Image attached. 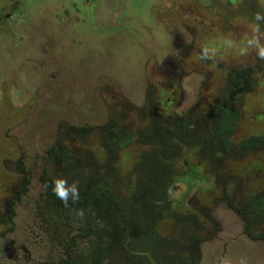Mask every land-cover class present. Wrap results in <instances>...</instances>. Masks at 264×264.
<instances>
[{
    "label": "flooded vegetation",
    "instance_id": "flooded-vegetation-1",
    "mask_svg": "<svg viewBox=\"0 0 264 264\" xmlns=\"http://www.w3.org/2000/svg\"><path fill=\"white\" fill-rule=\"evenodd\" d=\"M120 1L81 0L77 15L82 14L77 18L84 22L81 29L87 31L86 12L93 23V30L87 32L86 52L83 40L79 44L84 51L69 46H64L66 51L59 48L58 61L62 64L70 63L66 58L71 50L72 60H80L72 69L63 70L71 71V75L78 73L81 79L65 80L63 87L69 89L73 83L79 86V90L70 89L69 95H79L77 101L83 105L95 97L107 114L100 126L56 125L57 140L43 150L42 158L39 154L35 158L44 161L37 180L43 193L38 200L31 199L37 206L36 214L44 221L42 229L48 232L46 226L54 219L53 226L64 230L63 225L69 222L55 221L58 215L68 218V211L86 208L89 211L85 215L91 220V210L106 211L107 205V212L114 208L125 210L123 219H127L119 221L112 257L100 256V264H201L210 254L203 242L215 240L212 232L205 235V229L220 233L218 216L224 211L241 223L239 237L253 245L260 244L264 254V60L254 51L246 57L222 54L215 61L196 58L205 36L216 31L230 32L236 26L241 28L237 35L242 34L247 30L243 21L264 7L256 11L253 3L244 0L249 5L247 11L234 20H221L218 28H210V23L198 21L194 15L181 18L176 6L177 1L203 9L210 6L200 0H168L170 4L163 2L161 8L153 4L149 9L151 18L147 19L159 21L164 27L168 36L166 54H160L158 36L152 37L155 53L142 66L144 77L137 75L132 82L121 78L128 89L112 78L96 79L98 67L90 78L82 72V63H100V68L106 62L116 71L112 75L133 76V66L127 64V59L122 65L114 63L115 68L110 67L117 54L109 44L122 32L119 16L127 12ZM23 6L20 0H0V22L24 15ZM180 27L185 28L187 40L179 33ZM1 32L11 35L10 29ZM36 33H43V27ZM22 39L19 34L14 40ZM51 43L49 37L41 42L47 69L58 64L50 51ZM103 55L105 59H100ZM22 65L27 66V62ZM193 75L199 79L193 80ZM96 82L98 90L94 89ZM13 91L16 96L22 95L21 89ZM126 91L128 96L137 95L135 99L140 102L128 99ZM5 95L2 83L0 107ZM100 105L95 107L102 110ZM23 109L26 113L19 114L33 110L32 106ZM22 118L13 123L24 121ZM4 120L0 115V236L14 230L18 206L32 180L30 175L22 177L23 162L15 148L1 159L6 143L2 138L13 124ZM61 175L79 181L81 188L80 200L67 208L52 192L53 177ZM109 197L112 200L102 202ZM82 224L85 234L91 228L95 238V231L102 239L106 237V232L86 221ZM123 237L126 243L122 245ZM68 258L67 255L65 264ZM262 259L259 263L264 262Z\"/></svg>",
    "mask_w": 264,
    "mask_h": 264
},
{
    "label": "rangeland",
    "instance_id": "rangeland-1",
    "mask_svg": "<svg viewBox=\"0 0 264 264\" xmlns=\"http://www.w3.org/2000/svg\"><path fill=\"white\" fill-rule=\"evenodd\" d=\"M249 1L253 3L251 6H256V11L259 10L260 6L264 7V0ZM20 2L24 5V15L7 23L0 22V86L5 83L6 88V95L1 100L0 107V113H3L0 115L5 119L4 121L11 123L21 120L22 117L25 120L11 124V128L5 130L6 137L2 138L1 135V138L6 140L1 150V159L8 157V151L15 148V152L18 153L17 157L23 162L21 166L23 169L22 177L30 175L32 180L27 188L28 192L22 197V204L18 206L14 218V230L0 236V264H65L64 260L67 259V255L64 249L68 248L69 250V245H71L70 257L66 263L69 264L77 260L78 257H85L95 250V239L86 238L82 221H86L91 227H96L98 231L102 230L106 233L111 231L115 221H109L112 217L107 212V205L105 206L106 211L91 210L89 213L92 216L91 220H88L87 214L81 219L76 215V210H71L68 211V218L58 215L55 219L59 223L69 222L68 226L63 225L64 230L53 226L55 222L52 219L51 224L46 226L49 231L45 232L42 229L45 225L44 221H41L39 215L36 214L37 206H34L31 201V199L38 200V197L43 193V187L37 180L42 173L44 161H37L35 158L38 157V154L42 158L43 150L57 140L56 125H65L66 127L69 125L81 127L84 124L100 126L106 120L107 112L103 110L98 99L93 97L91 101H88L89 103L86 102L87 105H83V102L77 101L80 99L79 95H69L70 89L79 90V86L73 83L69 89H65L62 85L68 79H81L78 73L75 74L74 72L71 75V71L63 70L64 67L72 69L80 61L79 59L72 60L74 57L72 50L67 52L66 58L70 60V63L65 61L62 64L58 61L61 59L60 47H63V51H66L64 46L73 47L76 51H84L83 46L79 44L80 40L84 41L86 52L88 35H90L87 32L93 30V23L87 18L86 12L87 31L81 29L84 22L77 19L82 15L77 17L80 11L79 6H82L81 0H20ZM120 2L122 8L126 9L127 12H123L119 16V20L122 21V32L115 36L109 44L113 53L116 51L117 54L110 67L114 63H117L118 66L122 65L128 60L129 63L127 64L133 66V76L129 73L127 76L124 73L123 76H119V79L112 75L116 71H112L108 66L109 63L106 62L100 68V63L91 66L82 63L85 67L82 72L84 77L90 78L93 75V69L98 67L94 73L96 79L99 77L112 78L120 87L129 89V85L121 78H126L132 82L138 79L139 76L137 75H141L140 79L144 77L142 66L151 57H154L153 54L155 53L152 47V37H157L164 28L159 25V21H148L147 18H151L149 9L153 4L161 8L164 3L170 4V1L122 0ZM200 2L205 6H210L203 9L178 1L176 6L181 12V18H185L186 14L188 16L194 15L198 21L210 23V28L220 27L221 20L238 18L240 14L244 13V10L247 11L249 6L244 0H200ZM218 2L225 4L221 6L217 4ZM19 10L22 12L21 8ZM260 13L264 14V10H261ZM40 20L43 24H40ZM42 27L43 33H36ZM6 29H10V36L1 32V30L5 31ZM237 29H241L240 26L232 28L230 32L237 34ZM179 33L187 40L188 36L184 27H180ZM19 34L22 35L23 39L17 42L14 39ZM13 35L15 37H12ZM47 37L52 42L50 51L54 54V60L58 61V64L50 69H47L45 64L43 55L45 50L41 44L42 41L47 40ZM68 38L69 40H67ZM106 53L110 54L108 50ZM100 59H105V55L101 56ZM25 62H27V66L22 65ZM113 67L115 68V66ZM151 68L152 66H149L148 72L151 71ZM197 77L198 75L192 76L193 80H198ZM14 88L21 89L22 95H14ZM86 88L90 89V87ZM98 88L96 82L94 89L98 90ZM125 93L128 99L133 97L132 100H134L137 97V95L128 96L127 91ZM134 101L139 103L140 99ZM98 104L102 110L95 107ZM28 106H32L33 110L31 109L32 111L27 114H19V112L26 113L23 107ZM14 169L19 172L17 166ZM84 210L85 212L89 211L86 208ZM229 215L230 213L224 211H221L219 216L217 215L222 229L220 233L216 234L213 230L210 231V228L205 229V235L207 236L212 232V236L215 235V240L203 242L204 248H210L206 249L210 254L204 257L201 264H220L224 257L236 261L241 256L247 257L248 264H264V262L259 263L262 256V260H264L262 246L242 240L239 237L241 223L234 220V217H228ZM53 236L59 241H55ZM218 249L220 253L217 252Z\"/></svg>",
    "mask_w": 264,
    "mask_h": 264
},
{
    "label": "clouds",
    "instance_id": "clouds-1",
    "mask_svg": "<svg viewBox=\"0 0 264 264\" xmlns=\"http://www.w3.org/2000/svg\"><path fill=\"white\" fill-rule=\"evenodd\" d=\"M246 31L242 34L216 31L205 36L200 44L196 58L201 61H215L222 54H232L236 57H246L251 52L264 60V14L257 12L250 20L243 21ZM160 54L164 55L168 43V36L163 30L158 35ZM52 192L61 201L64 207H70L80 200L79 181L66 176H54L52 179ZM76 215L83 219L84 209H77ZM220 264H248L247 257L241 256L233 261L229 257L221 259Z\"/></svg>",
    "mask_w": 264,
    "mask_h": 264
},
{
    "label": "trees",
    "instance_id": "trees-1",
    "mask_svg": "<svg viewBox=\"0 0 264 264\" xmlns=\"http://www.w3.org/2000/svg\"><path fill=\"white\" fill-rule=\"evenodd\" d=\"M108 200H112L111 197H109L108 199L102 201V202H108ZM100 202V204L102 203ZM110 207V206H109ZM126 211L125 210H120V209H112L109 212L110 217H112L111 219H109V221H115L112 229L110 232H108L105 236V238H101L100 234L99 236L96 233V238L94 236H92V232L94 234V230L93 229H89L88 232H86L85 236L86 238L88 237H92L94 238V246H95V250L91 251L90 253H88L85 257H78L77 260H74L72 262H70L69 264H100L99 261V257H103V256H109L108 258L112 257V246H113V241L116 240L117 242V238L115 237V235H117L118 233H116V229L120 227V223L119 221H122V219L124 217H126ZM125 242L124 237L121 240V244L123 245ZM65 252L68 255V257H70V253H71V245H69V250L68 248H65ZM67 260V259H66Z\"/></svg>",
    "mask_w": 264,
    "mask_h": 264
}]
</instances>
